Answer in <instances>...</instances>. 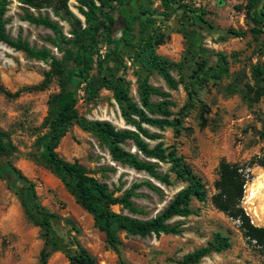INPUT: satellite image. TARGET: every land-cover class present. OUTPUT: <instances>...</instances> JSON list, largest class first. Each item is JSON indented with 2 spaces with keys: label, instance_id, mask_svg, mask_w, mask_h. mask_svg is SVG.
<instances>
[{
  "label": "rangeland",
  "instance_id": "obj_1",
  "mask_svg": "<svg viewBox=\"0 0 264 264\" xmlns=\"http://www.w3.org/2000/svg\"><path fill=\"white\" fill-rule=\"evenodd\" d=\"M9 1L5 15L9 36L12 39L21 36L31 46L46 47L57 58H61V54L47 41V38H53L52 32L22 21L25 6L18 0ZM171 2L172 7L164 9L159 0H149L148 6L154 13L149 18L148 26L141 27L136 22L132 25L131 33L135 37L133 44L140 39L163 41L155 47V52L171 62L181 64L179 69L171 71L175 80L180 82L177 89H168L159 75L148 73L132 62L134 49L125 46L121 40L122 23L115 25L112 33L115 40L112 43L101 42L99 55L102 57L106 52L110 53L105 73L123 76L129 81L130 96L134 101L138 102L136 78L139 74L154 87L168 92L174 105L173 113L182 117L180 135L175 137L170 129H166L161 132L163 142L174 145L178 154L202 177L207 198L203 202L192 201V215L176 217L171 221L183 224L180 234L145 238L121 234L119 251L107 248L104 235L94 226L91 215L76 203L41 157V138L46 133L43 121L48 111L47 102L52 94L58 92L57 82L53 80L43 91L23 90L16 97H7L2 91L13 94L37 85L49 68L41 61L30 59L0 42V130L10 135L15 147L10 161L35 184L39 203L56 215L53 226L57 233L73 249L74 242L79 243L97 264H182L185 254L205 246L217 232L229 238L230 247L210 253L198 264H264V255L243 237L239 223L227 218L211 203L221 158L246 164L255 156H264V97L256 105L248 107L239 94L228 95L225 90L239 72L249 75L252 64L264 65V35L257 40L250 34L243 38L228 35L229 29L248 31L252 27L262 28L264 0ZM250 3L251 14L246 16V8ZM144 4L148 3L145 1ZM68 5L80 17L77 0H69ZM178 5L201 14L211 24L212 30L206 24L192 26L189 14L178 9ZM30 11L36 14V11ZM48 13L62 27L64 35L70 36V27L53 17L49 10ZM221 36L224 41H219ZM203 50L210 57L206 59ZM217 54L226 56L228 74L220 80H209L201 87L193 86L190 77L197 68L196 63L206 59L207 66L212 68ZM72 81L76 82L74 79ZM192 89L196 102L190 105L187 93ZM158 100V97H153V101ZM76 109L80 116L88 120H106L117 129L127 128L108 90H102L96 100L87 101L81 85L76 96ZM123 147L128 151L134 150L130 142ZM56 152L66 161L81 163L91 176L105 183L116 196L132 184H141L132 201L143 211L142 214H132L120 206L112 207L114 212L123 215L152 218L186 186L174 174H170L172 183L164 185L145 172L113 161L94 135L76 125L68 129ZM169 167L160 164V171L168 172ZM242 206L250 222L264 228V168H251L250 178L244 187ZM42 245L40 230L24 216L16 191L0 179V264H37ZM48 264L70 263L63 253L55 252Z\"/></svg>",
  "mask_w": 264,
  "mask_h": 264
},
{
  "label": "trees",
  "instance_id": "obj_2",
  "mask_svg": "<svg viewBox=\"0 0 264 264\" xmlns=\"http://www.w3.org/2000/svg\"><path fill=\"white\" fill-rule=\"evenodd\" d=\"M145 1L147 5L144 4ZM159 1L164 9L172 7L171 0ZM18 2L25 6L21 20L50 30L53 38H47V41L61 54V58H57L46 47L31 46L21 36L12 39L7 33L5 19L10 1L0 0V42L24 53L30 59L41 61L49 68L44 72L39 84L13 94L2 92L13 98L23 90L43 91L53 80L57 82L58 92L52 94L47 102L48 111L43 121L46 133L41 138V157L74 197L76 203L91 215L94 226L103 233L108 249L119 251L122 243L121 234L141 238L160 234H180L183 224L171 221L176 217L192 215L194 213L191 208L192 201L203 202L207 198L202 177L178 154L174 145H166L163 142L161 132L166 129H170L175 137L180 135L182 117L173 113L174 105L170 100V94L154 87L139 74L136 78L138 102L134 101L130 96L129 81L123 76L105 73L110 53L106 52L102 57L99 55L101 42L112 43L115 40L112 35L115 25L122 23L121 40L125 46L134 49L132 62L148 73L159 75L168 89H177L180 82L175 80L171 71L179 69L181 64L171 62L155 52V47L161 45L163 41L140 39L138 43H132L135 38L131 33L132 25L137 22L141 27H147L149 18L154 13L148 6L149 0H77L78 13L83 20L70 10L69 0H18ZM30 9L36 11V14ZM178 9L189 14L192 26L206 24L212 30L211 24L207 23L201 14L182 5H178ZM48 10L53 17L70 27V36L64 35L62 27L50 17ZM250 14L251 3L246 8V16ZM187 28H190V25H187ZM248 34L257 40L264 35V26L252 27L248 31L228 30V35L236 38H243ZM219 41H224V37H219ZM203 52L206 59L210 57L204 50ZM206 59L196 63L197 68L190 77L193 86L201 87L209 80H220L229 72L225 55L217 54L212 68L207 66ZM81 85L87 101L96 100L102 90L110 91L127 128L117 129L109 121L88 120L80 116L76 109V96ZM193 90L187 93L190 105L196 102ZM225 90L228 95L239 94L248 107L256 105L264 97V65L252 64L249 75L239 72ZM154 96L159 100L153 101ZM201 108L203 111V106ZM73 125L94 135L107 149L113 161L145 172L164 185L172 183L170 174H174L176 179L186 183V186L152 218L140 219L114 212L112 207L120 206L132 214H142L143 211L132 201L136 196L135 191L141 184H132L129 189L116 196L105 183L91 176L81 163L61 158L56 149ZM128 142L136 149L135 153L124 149L123 146ZM14 152L15 147L10 135L0 130V179L16 191L24 216L40 230L43 245L37 264H48L55 252L63 253L70 264H97L94 257L79 243L74 242L73 249L57 233L53 226L56 215L39 203L35 184L11 163L10 159ZM160 164L169 165L168 172L160 171ZM253 166L264 168V156H255L246 164L232 163L224 157L221 158L217 166V179L214 182L211 203L227 218L237 221L243 237L264 255V228L253 225L242 207L244 187ZM145 184L154 188L149 183ZM229 247V238L217 232L205 246L185 254L181 263L198 264L210 253L221 252Z\"/></svg>",
  "mask_w": 264,
  "mask_h": 264
},
{
  "label": "water",
  "instance_id": "obj_3",
  "mask_svg": "<svg viewBox=\"0 0 264 264\" xmlns=\"http://www.w3.org/2000/svg\"><path fill=\"white\" fill-rule=\"evenodd\" d=\"M134 150L133 151H131L132 153H135L136 152V149L135 148H133Z\"/></svg>",
  "mask_w": 264,
  "mask_h": 264
},
{
  "label": "built area",
  "instance_id": "obj_4",
  "mask_svg": "<svg viewBox=\"0 0 264 264\" xmlns=\"http://www.w3.org/2000/svg\"><path fill=\"white\" fill-rule=\"evenodd\" d=\"M243 207V206H242Z\"/></svg>",
  "mask_w": 264,
  "mask_h": 264
}]
</instances>
